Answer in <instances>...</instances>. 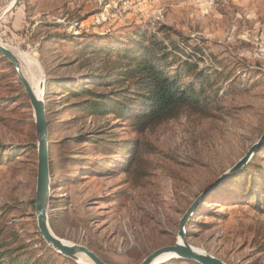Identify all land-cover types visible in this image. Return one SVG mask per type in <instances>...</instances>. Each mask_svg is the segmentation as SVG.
I'll return each mask as SVG.
<instances>
[{
    "label": "rangeland",
    "instance_id": "obj_1",
    "mask_svg": "<svg viewBox=\"0 0 264 264\" xmlns=\"http://www.w3.org/2000/svg\"><path fill=\"white\" fill-rule=\"evenodd\" d=\"M140 29L146 32L144 43L154 36L175 56L222 70V85L230 78L239 83L222 90L206 110L184 109L142 133L136 119L112 111L63 110L83 97L54 96L60 89L53 90L49 100L55 102L47 109L51 141L60 144L57 155L112 159L125 143L143 141L139 161L127 169L119 164L128 147L105 167L107 173H87L88 162L75 172L74 162L65 161L69 176L52 190L54 233L88 247L108 264H140L153 251L174 245L180 220L198 195L263 134L264 0H0V43L23 53V71L32 81L41 80L45 105L47 89L54 86L48 78L79 80L115 71L119 55L108 58L95 45L107 44L109 36L132 37ZM14 70L0 54V145L6 146L5 154L21 150L0 166V205L8 209L0 210V238L18 235L27 248L37 249L32 201L38 140L32 105ZM115 87L90 85L99 92ZM86 134L99 140H81ZM257 162L264 167V149ZM234 183L228 184L230 194L246 189ZM237 202L225 196L206 201L207 209L196 216L199 222L186 227L188 242L226 264H264V209ZM174 258L181 257L160 261Z\"/></svg>",
    "mask_w": 264,
    "mask_h": 264
},
{
    "label": "trees",
    "instance_id": "obj_2",
    "mask_svg": "<svg viewBox=\"0 0 264 264\" xmlns=\"http://www.w3.org/2000/svg\"><path fill=\"white\" fill-rule=\"evenodd\" d=\"M145 37L146 32L140 29L132 37L109 36L108 38H104L107 40V44L95 45V50L103 52L108 58L113 53L119 55L115 71H108L105 74H88V76L79 80L71 77L64 80L48 78L47 82L54 84L53 87L47 89L46 94L52 190L60 183L61 179L69 176L68 170L64 169L63 164L65 161L74 162L72 165L75 168L72 169L75 172L82 171L83 163L88 162L86 166L87 173L97 170L101 171V173H107L109 169L104 171L105 167L112 161L114 162V160L117 162L118 155L123 149L128 147L124 161H120L119 164L122 169H127L129 168L127 164L139 161V154L143 144L141 139L129 141L116 150L115 157L112 159H92L82 156L62 157L57 155L56 152L60 144L51 141L49 112L47 109L48 104H54L55 102V100L49 99L56 87L60 90L54 96L67 92V95L70 97H83L78 102L68 104L63 110L70 109V112L88 110L93 114L100 115H107L109 111H112L124 119L128 116L136 119L137 132L142 133L153 125L180 115L184 109L198 108L206 110V106L209 103L217 101L222 97L220 95L222 90L225 93L229 92L234 89L235 84L239 83L238 80L230 78L222 85L220 83L222 70L214 67L199 68L197 62L184 60L175 56L161 40L156 39L154 36L150 37L149 42L144 43L141 39ZM0 54L12 64L3 53L0 52ZM172 57L173 60H170ZM185 77H191L192 80L185 79ZM93 84L108 87L116 85V87L108 92H99L90 88V85ZM21 91L30 100L23 85L21 86ZM34 126L36 128L35 123ZM80 139L85 142H96L99 140V138H92L88 134L81 136ZM130 145H133L132 148H130ZM86 146L84 145V147ZM4 149H6V146L0 145V166L4 165L7 160L9 161L8 155L21 151L15 150V152L5 154ZM106 149L110 148L106 147ZM263 149L264 145L252 157L253 162L249 166L233 179L228 178L224 181L197 208L189 220L188 227L194 222H199L196 218L197 214L205 209L206 201L213 197L225 196L227 199L238 201L237 203L239 204L253 203L259 209H264V167L257 162V155ZM76 164H79V166H76ZM93 165L97 166L93 167ZM74 178L78 179V174ZM233 182L236 185L245 186L246 189H243L240 193L230 194L233 192V189L228 184ZM32 203L35 207V200ZM0 210L2 213H5L8 209L0 205ZM50 221L53 224V221ZM198 224L202 225L201 223ZM3 229H0V237L3 234ZM189 234H191V230L188 228L187 236ZM38 235L40 246L37 249L27 248V244L22 242L18 235H15L10 241L0 238V264H81L72 257L63 255L49 246L43 239L40 231H38ZM260 251H264V248ZM182 261L188 264H201L196 260L182 257L162 261L157 264H183Z\"/></svg>",
    "mask_w": 264,
    "mask_h": 264
},
{
    "label": "water",
    "instance_id": "obj_3",
    "mask_svg": "<svg viewBox=\"0 0 264 264\" xmlns=\"http://www.w3.org/2000/svg\"><path fill=\"white\" fill-rule=\"evenodd\" d=\"M0 52L3 53L13 64L17 72L18 79L25 88L30 98V103L34 111L36 135L38 140V166H37V187L35 196V213L39 231L45 242L59 253L70 256L81 263V255H85L94 264H108L100 258L95 252L84 245L66 243L64 239L58 237L51 225L49 209L52 199V178L49 162V131L47 122L46 105L43 98H38L30 84L26 74L23 71L20 59L16 54L0 43ZM264 145V132L259 140L249 149V151L228 171L219 176L210 183L198 195L195 201L187 209L180 220L179 239L174 245L164 246L149 254L140 264H157L166 259L165 255H176L178 257L193 259L201 264H226L221 259L206 253L203 250L195 248L188 242L186 227L191 216L197 208L228 178L240 172L242 168L252 159L255 153ZM164 258V259H163ZM160 259H163L160 261ZM160 261V262H159ZM83 264V263H82Z\"/></svg>",
    "mask_w": 264,
    "mask_h": 264
},
{
    "label": "bare ground",
    "instance_id": "obj_4",
    "mask_svg": "<svg viewBox=\"0 0 264 264\" xmlns=\"http://www.w3.org/2000/svg\"><path fill=\"white\" fill-rule=\"evenodd\" d=\"M14 53L16 54V56L21 60V62H22V60H24V57H23V53L21 54L20 52H17V51H14ZM26 60V59H25ZM27 78H28V80L30 81V83H31V85H32V88H33V90H34V92H35V94H36V96L38 97V98H42V94H43V92H42V89H41V86H42V82H41V80H33L32 81V78H29L28 76H27ZM65 241V240H64ZM66 243H68L67 241H65ZM171 254H167L165 257H168V256H170ZM82 257H81V263H83V264H94L89 258H87L85 255H81ZM172 256V255H171Z\"/></svg>",
    "mask_w": 264,
    "mask_h": 264
}]
</instances>
